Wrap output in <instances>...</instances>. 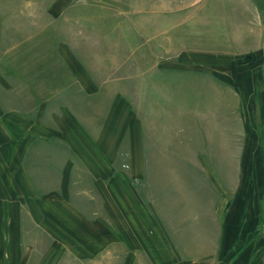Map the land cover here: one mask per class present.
<instances>
[{"label": "rangeland", "instance_id": "1", "mask_svg": "<svg viewBox=\"0 0 264 264\" xmlns=\"http://www.w3.org/2000/svg\"><path fill=\"white\" fill-rule=\"evenodd\" d=\"M0 109L93 137L111 121L125 154L140 129L181 258L209 255L242 202L264 220V0H0Z\"/></svg>", "mask_w": 264, "mask_h": 264}, {"label": "crops", "instance_id": "2", "mask_svg": "<svg viewBox=\"0 0 264 264\" xmlns=\"http://www.w3.org/2000/svg\"><path fill=\"white\" fill-rule=\"evenodd\" d=\"M50 123L0 109V264H100L101 257L118 264H165V257L171 264H264V220L246 219L245 202L236 208L243 213L231 208L219 232L207 236L215 248L203 259L181 258L164 244L161 227L179 220H164L140 183L146 171L136 126L122 133L131 145L125 154L111 121L98 137L69 119ZM124 157L130 164L118 168Z\"/></svg>", "mask_w": 264, "mask_h": 264}]
</instances>
